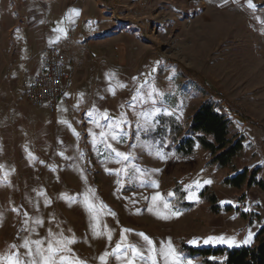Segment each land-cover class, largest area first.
Returning a JSON list of instances; mask_svg holds the SVG:
<instances>
[{
  "label": "rangeland",
  "instance_id": "1",
  "mask_svg": "<svg viewBox=\"0 0 264 264\" xmlns=\"http://www.w3.org/2000/svg\"><path fill=\"white\" fill-rule=\"evenodd\" d=\"M245 1L0 0V255L25 239L46 241L49 229L75 236L70 247L86 264H100L98 257L121 241L122 229L131 230L125 245L146 249L138 235L144 233L157 254L171 242L182 264L209 263L185 256L177 242L232 248L246 245L250 232L253 241L264 225V191L222 184L231 169L206 167L209 155L200 146L179 158L149 138L161 116L173 115L184 128L201 102L218 101L232 131L245 139L234 168L257 167L264 174V10ZM48 45L60 50L66 71L65 100L54 113L25 98ZM155 108L161 111L145 122L143 114ZM122 118L121 138L107 143L130 154L124 162L105 143L92 142V133L99 141V133ZM126 166L128 175L118 176L115 170ZM176 184L192 206H175L168 193ZM204 186L219 205L238 211L212 213L207 190L199 195ZM157 192L161 199L154 202ZM190 192L196 199H188ZM86 196L96 206L99 230H110L111 240L93 236ZM209 237L236 243H204ZM209 259L224 264L221 255ZM107 264L120 262L109 257Z\"/></svg>",
  "mask_w": 264,
  "mask_h": 264
},
{
  "label": "trees",
  "instance_id": "2",
  "mask_svg": "<svg viewBox=\"0 0 264 264\" xmlns=\"http://www.w3.org/2000/svg\"><path fill=\"white\" fill-rule=\"evenodd\" d=\"M239 116V115H238ZM240 117V116H239ZM245 118V117H244ZM186 127H182L173 115H163L159 119L157 129L149 135L151 140H159L165 152L172 151L175 156L185 158L191 156L196 146H200L207 152L209 159L205 162L206 167L212 169H231L232 174L222 179V184L228 187L244 188L247 190L253 186L264 191V174L259 175L260 168L242 170L233 166V160L239 157L245 146L244 135L232 131V122L229 115L222 109V103L214 100L201 102L188 118ZM166 137V139H165ZM209 190L204 186L199 195ZM175 206L188 208L193 202L185 200V191L176 184L173 189ZM205 195V193H204ZM212 213L221 210L230 212L238 211L232 205H219L213 192L205 196ZM242 219L248 218L247 212L239 211ZM178 250L185 256L201 257L209 264L217 263L209 257L223 256L224 264H264V225L256 233L250 244L228 248L224 245L193 247L177 242Z\"/></svg>",
  "mask_w": 264,
  "mask_h": 264
},
{
  "label": "snow or ice",
  "instance_id": "3",
  "mask_svg": "<svg viewBox=\"0 0 264 264\" xmlns=\"http://www.w3.org/2000/svg\"><path fill=\"white\" fill-rule=\"evenodd\" d=\"M248 7L252 8L254 5L252 4L251 0H248ZM78 15V12L76 13ZM62 31V30H61ZM151 95V94H149ZM137 98L134 96L133 101H135ZM135 105L133 104V107ZM161 111L160 108H155V110L151 113H144L145 116V122H147V118L149 116H154L157 112ZM105 121H108L110 118L107 115V112L103 114L102 117ZM62 123H67L66 121H62ZM124 123H127L126 119H121L120 121L112 122L108 126V131H101L99 133V141H97L95 133H92L93 135V145L95 146L98 142L99 143H105V146L112 152L114 155L118 158H120V161H129L130 160V154L117 151L115 148L112 147L111 143H107V140L110 138L112 141H117L121 138L122 134V125ZM98 124V121H97ZM62 155V154H61ZM3 167V166H0ZM135 169L136 173H139L140 175H143V170L135 167V165L132 166ZM129 168L126 166L121 169L115 170L116 174L120 176L121 174L127 176L129 172ZM106 171L112 172L113 170L106 169ZM7 175V174H5ZM118 184L123 187V183L118 180ZM205 184L211 183V181H204ZM199 187V185H197ZM94 194V193H93ZM40 195H43V193H40ZM169 196H172L173 193H168ZM62 198L71 200L72 202H76L74 198L72 197H65L62 194ZM161 199V194L157 192L153 197L152 200L154 202L159 201ZM188 199H196V195L193 192H190L188 195ZM46 203H50V201H46ZM85 209L92 214L91 218L94 221V223L91 225L93 236L99 237V236H107L109 240H111L110 230L108 231H100L99 230V221L96 215L97 209L96 206L91 202L89 197H85V200L83 201ZM101 207H106L101 205ZM165 209H170V205L168 203L164 204ZM14 211H17L16 209H13ZM149 211H152V208H149ZM114 215V213H111ZM172 215L178 216V212H173ZM25 216H27V213H25ZM162 218L168 219L169 216L162 215ZM28 221L25 220V224H27ZM36 224H40V220L34 221ZM105 228L107 226L105 225ZM70 231V230H69ZM131 230L128 229H122L121 230V241L117 242L116 247L111 251H105L103 254H101L98 257V260L100 261V264H107L109 257H114L120 264H136L137 260L141 262V264H148L150 261L151 264H160V259H162L165 264H182V257L179 255V253L176 251V249L173 248L171 242L168 243L167 249L164 250L163 246H161V251L159 254H157L156 247L154 245V242L144 233H139L138 235L143 239V241L146 242L147 248H140L136 245H125L123 243L124 240V234L126 232H129ZM252 239V233L250 232L248 237L243 241L244 244L250 243ZM75 236L72 237H65L63 233H53L51 229L48 231V237L45 241L44 238L37 239V240H30L25 239L22 244L19 246L13 244L9 245V249H16L15 251L7 252L3 255H0V264H86L84 260H81L71 249L70 245L76 243ZM227 243L230 246L235 244L236 241L233 238H224V237H209L204 241V243ZM46 243V246H45ZM19 248H23L26 251L21 254L19 251ZM159 256V258H158Z\"/></svg>",
  "mask_w": 264,
  "mask_h": 264
},
{
  "label": "built area",
  "instance_id": "4",
  "mask_svg": "<svg viewBox=\"0 0 264 264\" xmlns=\"http://www.w3.org/2000/svg\"><path fill=\"white\" fill-rule=\"evenodd\" d=\"M65 60L60 50L48 45L41 54L34 79L25 89V98L31 106L54 113L59 100L64 102Z\"/></svg>",
  "mask_w": 264,
  "mask_h": 264
},
{
  "label": "crops",
  "instance_id": "5",
  "mask_svg": "<svg viewBox=\"0 0 264 264\" xmlns=\"http://www.w3.org/2000/svg\"><path fill=\"white\" fill-rule=\"evenodd\" d=\"M232 2H234L235 1V3H236V1H238V0H231ZM240 1H242V0H240ZM247 4H248V0H246L245 1ZM251 2H252V4L254 5V7H258V8H261V9H263L264 10V0H251ZM253 8V7H252ZM40 60H41V58H40ZM40 60H39V62H40ZM39 62H38V64H39ZM38 64H37V66H38ZM37 66H36V68H37ZM36 68H35V70H36ZM35 70H34V72H35ZM66 83V82H65ZM69 92V91H68ZM60 102V101H59ZM59 102H58V105H57V109H58V107H59ZM39 109V108H38ZM44 110H46L47 112H49L47 109H44Z\"/></svg>",
  "mask_w": 264,
  "mask_h": 264
}]
</instances>
